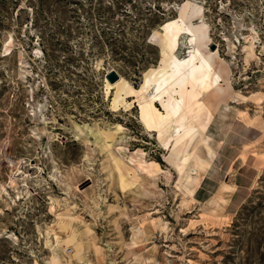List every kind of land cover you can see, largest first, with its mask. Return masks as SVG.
<instances>
[{
    "label": "rangeland",
    "instance_id": "rangeland-1",
    "mask_svg": "<svg viewBox=\"0 0 264 264\" xmlns=\"http://www.w3.org/2000/svg\"><path fill=\"white\" fill-rule=\"evenodd\" d=\"M186 1L231 86L192 183L107 80L163 67ZM0 264H264V0H0Z\"/></svg>",
    "mask_w": 264,
    "mask_h": 264
},
{
    "label": "bare ground",
    "instance_id": "bare-ground-1",
    "mask_svg": "<svg viewBox=\"0 0 264 264\" xmlns=\"http://www.w3.org/2000/svg\"><path fill=\"white\" fill-rule=\"evenodd\" d=\"M201 17L202 9L186 1L179 9L178 19L163 24L162 35L153 34L152 41L159 46L165 65L145 73L139 90L121 77L108 84V89L113 90L112 105L115 109L119 106L132 109L134 102L138 103L141 124L157 134L165 149L170 147L168 164L175 165L180 179L188 183L196 179L192 177L195 172L185 171L189 161L193 160L195 168H204L206 164L194 153V147L203 140L207 124L199 125L198 121H210L219 105L231 97L228 67L217 51L207 48L206 25L193 24ZM184 33L190 35L192 47L188 58L179 60L174 52L179 37ZM153 75L156 76L155 81H151ZM152 85L155 91L148 95V88Z\"/></svg>",
    "mask_w": 264,
    "mask_h": 264
},
{
    "label": "water",
    "instance_id": "water-1",
    "mask_svg": "<svg viewBox=\"0 0 264 264\" xmlns=\"http://www.w3.org/2000/svg\"><path fill=\"white\" fill-rule=\"evenodd\" d=\"M107 80L109 83L113 84L118 80V75H116V73L111 72L108 76H107Z\"/></svg>",
    "mask_w": 264,
    "mask_h": 264
}]
</instances>
